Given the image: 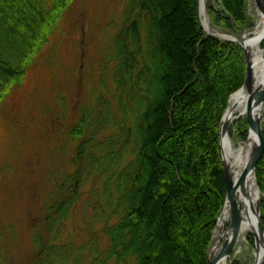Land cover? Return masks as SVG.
Wrapping results in <instances>:
<instances>
[{
  "label": "trees",
  "instance_id": "1",
  "mask_svg": "<svg viewBox=\"0 0 264 264\" xmlns=\"http://www.w3.org/2000/svg\"><path fill=\"white\" fill-rule=\"evenodd\" d=\"M75 1L0 0V114ZM218 3L208 6L215 25L232 32L250 26L248 0ZM109 57V83L101 80L103 92L69 128L76 169L56 181L43 222L59 234L81 199L84 174L93 173L107 202L102 207L95 193L91 210L105 226L82 242L77 237L79 245L51 243L35 230L32 264H210L227 197L221 120L244 84V51L205 33L199 0H129ZM256 177L264 224V149Z\"/></svg>",
  "mask_w": 264,
  "mask_h": 264
},
{
  "label": "rangeland",
  "instance_id": "2",
  "mask_svg": "<svg viewBox=\"0 0 264 264\" xmlns=\"http://www.w3.org/2000/svg\"><path fill=\"white\" fill-rule=\"evenodd\" d=\"M128 2L76 0L37 57L23 86L3 104L0 114V264L35 261L37 248L33 233L35 230L48 233L43 222L53 186L76 169L71 159L76 154L77 144L70 142L69 128L78 121L81 108L93 101L96 92H103L101 80L108 82L107 69L115 68V61L109 55L113 53ZM218 2L207 0L206 5L207 16L215 29L240 38L256 26L255 1L248 0L250 26L239 32L218 27L208 11V6H217ZM241 127L249 131L246 116L231 125L229 135L237 143H247L250 131L243 139ZM113 131L114 126L107 134ZM133 140H129L125 163L131 160ZM95 176L84 174L80 201L70 211L59 234L54 230L48 233V241L65 243L78 237V242H82L103 230L106 221L95 218L91 210L90 202L96 200L95 193L102 197V207H106L107 202L103 193L96 192L101 180ZM226 204L225 201L224 206ZM226 226L229 227L230 222ZM218 230L209 249L210 264L213 248L218 243ZM78 242L76 240L79 245ZM254 251L248 239L244 250L239 255L233 252L228 264H251L255 259Z\"/></svg>",
  "mask_w": 264,
  "mask_h": 264
},
{
  "label": "bare ground",
  "instance_id": "3",
  "mask_svg": "<svg viewBox=\"0 0 264 264\" xmlns=\"http://www.w3.org/2000/svg\"><path fill=\"white\" fill-rule=\"evenodd\" d=\"M201 1V17L203 26L207 35H215L223 40L236 38L215 29L209 17L207 16V0ZM257 23L252 30L245 31L240 41H246V48L250 53L253 63V73L255 82L264 84V61H263V37H264V12L256 7ZM248 95L244 91H240L229 100L228 112L224 121L228 123L229 129L233 123L246 116ZM264 104L256 109L257 114L263 116ZM256 141L254 132L250 135V140L247 143H237L229 134L223 137V152L227 164L230 179L236 191V199L241 206V224L240 232L235 234L233 227H227L226 223L231 221V207L229 203L224 206L222 213L218 218V243L214 246L212 252V260L214 264H228L231 254L227 252L228 247L233 240L236 244L233 251L239 255L245 244L248 242V235L251 228V223L255 224L256 217L253 208L257 206L260 192L257 188L253 174L249 176L246 184L242 185L244 167L248 159L249 153ZM237 238V239H236ZM255 256H262V249H255Z\"/></svg>",
  "mask_w": 264,
  "mask_h": 264
},
{
  "label": "water",
  "instance_id": "4",
  "mask_svg": "<svg viewBox=\"0 0 264 264\" xmlns=\"http://www.w3.org/2000/svg\"><path fill=\"white\" fill-rule=\"evenodd\" d=\"M255 4L258 10L261 12H264V0H255ZM199 13H200V19H201V25L203 26V20L201 18V1H199ZM212 36L217 37L212 34ZM218 39H221L217 37ZM228 41H233L236 43H239V45L242 47L244 51L245 56V65H246V77L243 86L237 90L236 94L240 91H244L248 95V102H247V111H246V117L249 123V130L250 135L252 132H254L256 136V141L251 149L248 159L246 161L245 167H244V173H243V179H242V185L244 186L247 182V179L251 174L254 176V180L256 182L257 188L260 192V198L258 199L257 206L253 208L254 215L256 217L255 224L251 223L250 233H252L254 238V244L255 247L259 250L262 249L263 253L262 256H255V260L252 264H264V224L262 221V210H261V204H262V194L261 190L257 183V177H256V170L259 160L262 157L263 149H264V138H263V117L259 114H257L256 109L262 104H264V84H261V82L256 83L253 73V63L251 61L250 53L246 48V41H240L238 38H230L226 39ZM264 41V37H263ZM263 61H264V46H263ZM233 94L230 96V98L233 96ZM229 98V100H230ZM229 108V102L228 107L222 117V124H221V148H222V158H223V165H224V177H225V183L227 187V200L226 203H229L231 207V221L230 226L234 228V232L236 235L240 232V224H241V206L239 205L237 199H236V191L234 188V185L230 179L229 172L227 170V164L224 158V152H223V137L229 134V125L227 122L224 121V118L228 112ZM250 140V137L249 139ZM237 239V238H236ZM236 244V240H233L230 246L227 249V252L230 254L233 250L234 246ZM211 263H213V260H211Z\"/></svg>",
  "mask_w": 264,
  "mask_h": 264
}]
</instances>
